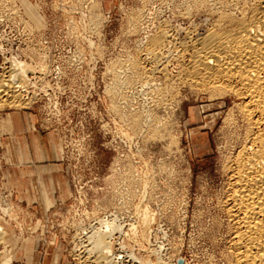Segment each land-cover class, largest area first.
Here are the masks:
<instances>
[{"label": "rangeland", "instance_id": "1", "mask_svg": "<svg viewBox=\"0 0 264 264\" xmlns=\"http://www.w3.org/2000/svg\"><path fill=\"white\" fill-rule=\"evenodd\" d=\"M54 1L53 8H64L66 14L59 18L67 27L62 33V40L77 43L71 53V64L81 57L74 66H81V62L86 60L93 68L95 57L100 59L97 82L101 90L102 103L99 107L102 118H91L83 130L75 125L70 126L69 120L65 121L64 127L53 130L41 125L42 117L34 110L21 109L32 103L31 99H25L29 103L23 99L25 102L21 106L4 104L0 107V189L10 190L14 195L12 202L6 200L8 211L3 210L12 221L0 216V225L12 230L13 238L10 239L15 241L9 243L6 249L3 245L0 264L15 261L23 248L28 255L35 249L36 242H39L40 250L38 264H46L49 255L58 247L63 250V264H93L83 253L85 243L89 244L84 236L85 232L92 230L91 227L98 226V220L124 228L121 233H113L116 264H140L135 256H139L144 263L149 259V264H175L179 257L187 264H229L224 253L228 220L218 200L225 191L227 181L223 174L226 155L235 145H240L244 132L242 122H239L240 111L235 105L239 100L225 93L210 95L209 90L192 85L181 69L186 67L188 55L180 57L177 44L186 40L188 35L201 36L211 20H215L216 14L210 12L207 6L197 7V3L203 0ZM250 1L217 0L224 7L230 3L226 7L230 10L225 8L226 11L236 14L244 8L248 9V5L254 7L259 3H255L257 0ZM50 3L49 0L47 8H50ZM92 4L96 6L97 29L89 24ZM6 5L0 7V23L7 20L0 24V31L4 33L0 37L4 43H12L13 24L19 30V37H23L28 47L34 48L33 55L46 59L48 54L38 48L45 43L41 32L48 20V15L45 16L43 12L46 3L43 0H14ZM27 7L35 9L41 20L30 16L26 12ZM133 16L139 18V24L134 22ZM50 22L53 23L52 20ZM28 25L35 30L31 32L33 35ZM162 30L174 39L172 45L169 44L172 53L168 56L169 62L164 63L166 72L162 70L152 76L148 74L151 84L144 86L145 89L131 88L126 95L121 91L125 99L130 98V102L126 100L128 105L122 99L121 108L126 110L130 107L128 110L134 109L139 113L144 109L149 110L152 105V113L165 123L161 130L165 134L160 131L157 136H152L144 128L143 133L141 130L136 132L127 119L113 112L117 111L118 105L113 103L115 100L108 88L112 83L110 72L114 65L128 64L131 59L133 67H140L141 60L137 57L141 54V51L137 52L140 44L148 34L161 33ZM37 32L41 34L36 35ZM23 62L32 65L28 61ZM17 67V64H11L8 71L14 68L21 73ZM38 68L36 66L29 73L40 70ZM0 73L8 77L11 72ZM133 75L137 82L144 77L142 70H134ZM153 86H159L160 90H156L158 94L155 90L151 92ZM155 96L159 100H153ZM155 100L161 104H154ZM13 110L34 113L39 118L36 128L44 133H52L57 160L47 164L56 170L54 183L59 187L55 194L48 195L45 190L43 195L39 194L40 198L38 194L32 197L21 194L19 174L28 173L32 168L24 163H14L3 153V133L9 131L4 126L9 119L5 113ZM80 115L76 111L71 114L74 121L79 120ZM232 117L239 123L230 125L228 121ZM82 142L83 148H79ZM49 178L50 186L53 181ZM54 196L58 201H54ZM0 208L4 207L0 205ZM144 212L151 219H147L149 225L145 223L149 227L142 223L143 218L140 219ZM133 224L139 227L136 235L130 229L134 227ZM119 242H125L127 247Z\"/></svg>", "mask_w": 264, "mask_h": 264}, {"label": "bare ground", "instance_id": "2", "mask_svg": "<svg viewBox=\"0 0 264 264\" xmlns=\"http://www.w3.org/2000/svg\"><path fill=\"white\" fill-rule=\"evenodd\" d=\"M9 2H14V0H0V5L3 4V6L1 5L0 7H4L6 3L8 4ZM257 2L260 4L258 3L257 6L254 7H252V5L250 7L247 4L249 6H247L248 9L244 8L242 11L239 10L240 13L238 12V14L226 11V9L230 10L226 8L230 3H226L225 7L223 3L219 4L217 0H205V2L203 0L197 3V7L201 5L207 6L210 12L214 13V15L216 14V18L215 20H211V24L209 23L210 26L207 27V30L202 33L201 36L197 35L196 37L188 35L186 40L177 43L180 57H187L188 55L187 64H185L183 59L186 67H182L181 69L182 72H185L186 77H188L187 79L191 81L192 85L194 84L195 87L199 89L204 88L209 90L210 95L215 94L218 96L219 93H225L227 95L236 96L239 100L235 105L238 111H240L239 118L241 121L239 122H242V127L244 128L242 130H244V132L241 136L240 145H235L228 155H226V161H224L225 163L223 165V174L226 175L227 181L224 186L225 189L223 188L225 191L218 200V205H220L221 211H223V214H225L227 218L226 220H228L225 234L227 236V243L224 253L229 264H264V0L255 1V3ZM194 4L195 3H193V5ZM234 4L231 5V8ZM6 7L7 5L5 8ZM91 8L92 10H89V12H91V23L89 24L92 27L95 26L97 29L96 6L92 4ZM26 12H28L30 16L32 15L34 18L41 20L40 17L37 16V11L35 9L27 7ZM209 17L211 16L209 15ZM138 20L139 18H134V22L137 24L140 22H138ZM91 29L89 28V30ZM29 31L30 34H32L31 32L35 30L31 27ZM172 40L174 39H172V36H170L167 31L148 34L147 37L143 39L142 45L140 44V48H138L139 50L137 51H141V54L137 55L141 60L140 67H133V61L131 62L130 59L128 60V64H126V62L120 66L116 64L111 69L112 83H110L111 85L108 88V92L111 93L112 99L115 100L113 103L118 105L117 111H113L112 107L111 110L115 114H119L118 116L121 118L123 116L127 119L136 132H138L137 130L140 132V130L142 131V128H144L147 134L149 133L152 136H157L165 123L160 122L159 118H157L158 116L156 117V115L152 113L154 112L152 111V105H150L149 110L142 109L143 111L139 113L134 109L128 110L130 107L126 110L121 108L120 104L123 103L122 99H125L122 92L125 94L126 92L128 93L131 88L137 89L138 87L141 88L148 84V86H150L151 83H149V80L151 77L149 75L155 74L156 71L160 73V71L165 70L166 72V64L164 63L166 61L169 62L168 56L172 54L169 51V44L173 42ZM27 49V54L34 58L33 63L36 64L40 70H48L46 68L47 62L45 59L36 57V54L33 55L32 50L34 48L32 46ZM33 63L31 65L23 61H13L11 64H17V68L21 73H17L14 68L10 70L11 73L8 71L10 73L8 77L0 73V107L4 104H13L16 106L20 104L23 105L26 100L23 101L21 94L17 92L19 89L17 86L27 82L25 76L36 67ZM146 64H149V66ZM134 70H142V74L145 78L143 77V79L137 82L133 77ZM19 74L24 77H21ZM161 75H163V73ZM116 77L117 79L114 80L113 78ZM186 82L188 81L186 80ZM156 85L157 84L154 86ZM154 86L151 87V92H153L152 90H160L159 86ZM147 88L148 87H146V89ZM120 93L121 96H119ZM155 93H157V91ZM116 98L119 100H116ZM128 98H126L125 101L127 100L130 102V98ZM154 99L159 100L156 96L153 100ZM127 101L124 102L125 105H128ZM27 102L29 103L30 101H26V103ZM157 102L159 103V101H156L154 104ZM159 104H161V102ZM154 106L155 105H153V107ZM228 122L230 125L239 123L237 119L235 120L233 117L230 118ZM143 132L144 131H142V133ZM161 132L165 134V131ZM169 134L170 132L168 135ZM171 139L173 140V137H171ZM172 140H170V143L173 142ZM171 144L173 145V143ZM1 209L8 211L9 208L5 207ZM147 217H149L148 213L144 212V215L140 218H143V224H148V220H151ZM98 222V226L91 227L92 230H88V233L85 232L86 235H83L89 242V244H84L85 248H83V253L87 254L86 258H89V261L93 264H116L117 256L116 253L113 254L114 247L112 246L113 233L114 231L123 232L122 230L124 228L120 225L110 224L106 220H98ZM147 224L145 225L147 226ZM78 227L80 228V226ZM130 229L134 235L139 232V227L135 225L134 227L131 226ZM140 230L142 231V229ZM11 234L12 230H8V228L6 229L4 226L0 225V250H2L3 245H5L6 249L7 246L10 245L9 243H15L14 239H10L13 238ZM120 245L127 247L125 242ZM3 252L4 248L0 251V254ZM132 257H134V255ZM134 258L140 264H149L150 262L149 259H145L147 261L144 263L139 256H135ZM178 259L175 264H177ZM118 262L120 261L118 260ZM183 264H187L184 262V259Z\"/></svg>", "mask_w": 264, "mask_h": 264}, {"label": "built area", "instance_id": "3", "mask_svg": "<svg viewBox=\"0 0 264 264\" xmlns=\"http://www.w3.org/2000/svg\"><path fill=\"white\" fill-rule=\"evenodd\" d=\"M43 1L46 3V9L43 11L45 16L53 17L52 19L47 17L46 27L41 32L45 39V43L42 45L47 49L41 45L38 46L48 54L45 59L48 70L27 73L28 76H25L27 82L17 86L19 88L17 92L21 94L22 98L32 101L29 105L27 104L28 106L21 109L37 112L42 117L41 125L47 129L62 128L65 121L69 120L70 126L75 125L74 127H81L83 130L88 126L91 118H102L99 107V104L102 103L101 90L97 82L100 59L98 56L95 57L93 68L89 67L90 65L86 60L81 62V66H74L81 57L74 59V64H71V53L77 43L70 39V42L67 43L61 38L62 33L67 29L65 23H61L59 20L60 16L65 14L64 10L54 9L52 5L54 0H50V8H47L49 0ZM51 20L53 23L50 22ZM6 21L1 23H6ZM14 26L12 24V43L9 45L4 43L1 38L4 33L0 31V71L6 74L9 73L8 70L12 61L34 62L33 56L31 57L25 51L28 50V45H26L23 37H19V30ZM36 35H40V33L37 32ZM71 45L72 48L74 45L73 49H71ZM65 69H67L66 73L64 72ZM19 75L21 76V74ZM75 111L78 112V115L80 112L82 113V116L80 115L79 120L76 121L71 116L72 112ZM90 112L91 114H89ZM87 137L83 140L85 141ZM79 146V148H83V142ZM12 193L10 190L0 189V205L2 207L5 208L6 200L12 202L14 196ZM0 216L12 221L10 216L7 213L4 214L1 208Z\"/></svg>", "mask_w": 264, "mask_h": 264}, {"label": "crops", "instance_id": "4", "mask_svg": "<svg viewBox=\"0 0 264 264\" xmlns=\"http://www.w3.org/2000/svg\"><path fill=\"white\" fill-rule=\"evenodd\" d=\"M7 114L9 119L7 125L4 126L9 131L3 133V153H6L5 156L12 159L14 163H24L27 167L32 168L28 173L19 174L21 194L27 197L38 194L39 197V194L43 195V190L48 195L55 194L56 188L59 187L54 183L56 170L54 166L47 164L57 160V156L54 155L56 147L52 133H44L36 128L39 118L32 112L13 110L5 113V116ZM48 166L50 169L47 170ZM49 177L53 181L50 186ZM54 201H58L55 196ZM33 248L35 249L28 255L23 248L16 255L15 261L9 264H38L39 242H36ZM63 259V250L58 247L49 255L46 264H63Z\"/></svg>", "mask_w": 264, "mask_h": 264}, {"label": "water", "instance_id": "5", "mask_svg": "<svg viewBox=\"0 0 264 264\" xmlns=\"http://www.w3.org/2000/svg\"><path fill=\"white\" fill-rule=\"evenodd\" d=\"M177 264H183V259L179 258Z\"/></svg>", "mask_w": 264, "mask_h": 264}]
</instances>
